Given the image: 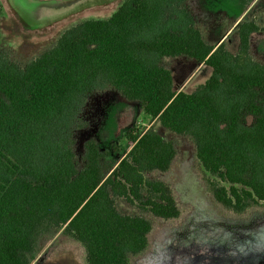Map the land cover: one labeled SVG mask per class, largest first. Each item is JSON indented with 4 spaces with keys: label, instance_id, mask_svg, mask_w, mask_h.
<instances>
[{
    "label": "trees",
    "instance_id": "trees-1",
    "mask_svg": "<svg viewBox=\"0 0 264 264\" xmlns=\"http://www.w3.org/2000/svg\"><path fill=\"white\" fill-rule=\"evenodd\" d=\"M2 4L0 2V14ZM238 51L207 45L186 0H123L108 19L64 30L23 66L0 49V264H31L39 241L61 233L86 264H130L153 225L121 214L115 201L160 220L176 219L171 188L147 175L167 173L173 145L130 129V149L112 164L93 138L79 163L75 133L88 98L106 91L136 102L143 117L187 136L206 191L243 214L264 202V65L249 55L252 21L237 26ZM210 69L192 93L174 92L164 58Z\"/></svg>",
    "mask_w": 264,
    "mask_h": 264
},
{
    "label": "rangeland",
    "instance_id": "rangeland-1",
    "mask_svg": "<svg viewBox=\"0 0 264 264\" xmlns=\"http://www.w3.org/2000/svg\"><path fill=\"white\" fill-rule=\"evenodd\" d=\"M187 1L200 16L210 18L213 15V20L217 19L222 30H226L241 14L245 22L252 21L264 27V0ZM0 2V49L12 51L14 59L23 66L52 47L70 26L89 19H108L123 0L81 5L63 16L40 23L23 20L9 0ZM234 37L237 34H230L229 42ZM251 42L255 48L259 45L261 50L264 49L261 35H253ZM162 64L172 72L175 91L180 89L192 93L211 74L209 68H197L195 61L184 57L165 58ZM82 118L87 126L75 133V153L79 163L84 142L93 138L100 150L107 154L108 160L116 164L131 147L126 139V132L130 129L140 133L152 129L172 143L176 153L167 173L153 172L147 177L168 184L179 210L178 218L160 220L141 212L135 205L123 200L115 201L121 214L142 216L153 225L146 250L131 257L130 264H264V202L243 214H235L215 203L205 189L194 145L187 136L163 130L158 123L143 117L136 102L125 101L114 91L91 95ZM31 264L86 263L82 247L58 233L39 241Z\"/></svg>",
    "mask_w": 264,
    "mask_h": 264
},
{
    "label": "crops",
    "instance_id": "crops-1",
    "mask_svg": "<svg viewBox=\"0 0 264 264\" xmlns=\"http://www.w3.org/2000/svg\"><path fill=\"white\" fill-rule=\"evenodd\" d=\"M186 5H187V8H188L189 12L191 13L192 17L194 18L195 28L200 32L203 41L207 45L212 46V47H217L220 44H222L225 47V49L227 51H229L231 54L237 53V51H238V36L236 38L234 37V39H232L230 41V42H232L231 46H229L230 42H229L228 37L230 36V34H233V33L237 34L236 30H237L238 24L241 22H245V20H243V18H244L243 14H241V15L237 16L235 19H233L230 23V26L226 30H222V28H221L222 26L217 21V19L215 18V20H213V18H214L213 15H211L210 18H207L204 16L202 17L197 13L196 10L192 9V7L188 4L187 0H186ZM203 19H205L204 23H202ZM259 28H261V27H259ZM257 34L261 35V37L264 38V32H258V33L252 34L249 37V55L254 61L264 65V63H263L264 61H260L261 59L264 60V49L261 50L259 48V45H257L255 48V46H252V42H251L252 36L257 35ZM252 47H253L255 52H253ZM201 66H204V65L198 64L197 68H200ZM204 67H206V66H204ZM171 75H172V72H171ZM172 80H173V77H172ZM173 91L174 92H180V89L175 91L174 84H173ZM182 92H184V91H182ZM184 93H186V92H184Z\"/></svg>",
    "mask_w": 264,
    "mask_h": 264
},
{
    "label": "water",
    "instance_id": "water-1",
    "mask_svg": "<svg viewBox=\"0 0 264 264\" xmlns=\"http://www.w3.org/2000/svg\"><path fill=\"white\" fill-rule=\"evenodd\" d=\"M107 0H65L42 2L37 0H9L17 14L28 22H45L72 12L81 5L103 3Z\"/></svg>",
    "mask_w": 264,
    "mask_h": 264
}]
</instances>
